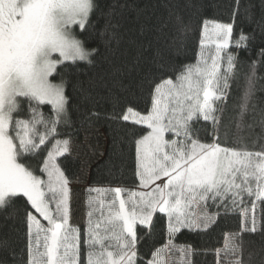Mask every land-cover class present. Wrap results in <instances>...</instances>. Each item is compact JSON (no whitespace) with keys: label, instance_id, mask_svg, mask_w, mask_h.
<instances>
[{"label":"snow or ice","instance_id":"6c2138e0","mask_svg":"<svg viewBox=\"0 0 264 264\" xmlns=\"http://www.w3.org/2000/svg\"><path fill=\"white\" fill-rule=\"evenodd\" d=\"M234 5L229 23L200 21L194 62L176 63L195 32L177 16V35L165 48L140 44L130 67L111 69L114 79L142 72L136 87L146 111L125 104L121 115L112 116L143 126V134L132 133L139 183L136 188H89L82 230L70 223V180L59 162L71 153V138L57 137L62 126L72 123L68 87L87 102L106 76L77 79L75 84L68 77L77 73L78 62L94 63L98 49L86 47L88 39L98 35L108 46L119 43L131 5L128 0H0V217L5 225L20 219V199L31 208L24 209L26 244L19 253L8 233L0 235V253L10 255L12 264H194L197 250L177 244V235L185 229L207 231L221 210L227 214L236 209H241V230L227 234L223 247L215 250L217 264H250L243 234L259 231L264 236L255 214L257 204H264V108L258 121L249 119L257 113L255 93L261 79L253 61L235 116L225 123L230 90L238 79L232 49L246 48L256 38L255 29L234 37L243 7L241 0ZM192 7L198 10L195 3ZM243 14L264 37V0L250 2ZM146 28L141 26V34ZM77 29L87 34L85 39L78 38ZM113 104L115 113L120 98L114 96ZM44 106H50V114ZM98 115L88 112L85 119ZM247 138H253V148ZM44 149L37 174L23 161ZM213 207L216 212L210 211ZM158 213L167 218V239L145 262L138 249V226L150 235Z\"/></svg>","mask_w":264,"mask_h":264},{"label":"trees","instance_id":"16d2710c","mask_svg":"<svg viewBox=\"0 0 264 264\" xmlns=\"http://www.w3.org/2000/svg\"><path fill=\"white\" fill-rule=\"evenodd\" d=\"M105 2L112 3L113 0H105ZM121 2L123 3L124 0ZM250 2L259 4V0H241L243 7ZM128 3L131 7L125 11L126 20L121 29L122 39L119 43L113 42L108 46L98 35L88 39L86 47L98 49V53L94 56V63L89 65L85 62H78L77 73L68 77L72 84H75L77 79L86 81L90 77L106 76L103 83L98 84L93 90L92 98L87 102L72 85L67 89L73 100V106L70 109L72 123L70 127L62 126L57 138L70 137L72 142L71 153L59 158L61 167L70 180V223L73 214L76 213L84 212L86 218L89 188L105 189L116 186L136 188L139 183L135 177L136 152L132 133L135 131L143 134V126L114 120L112 116L113 114L121 115V108L125 104L134 106L137 111H146L144 99L136 87L142 72L135 71L131 75H117L114 79L110 74L111 69L130 67L140 44L147 47L151 42L153 46L165 48L171 38L177 35V16L182 17L185 24H191L195 32L186 40L183 53L176 58V63L194 62L199 45L200 21L214 19L221 23H229L232 9L235 6L234 0H128ZM193 3L197 5L198 10L192 7ZM243 7L241 15L236 19L234 37H237L241 30L245 34H251L255 29L256 38L250 40L246 48L232 49L238 60V79L233 82L230 90L224 118L226 124L235 116L244 76L248 73L253 61L256 62L257 76L261 79L256 85L257 92L255 93L257 113L251 114L249 119L251 120L254 116L258 121L260 119L259 110L264 108V91L260 90L264 88V56L261 55V49H264V37L260 35L255 23L243 14ZM260 15L261 10L257 7L255 19H259ZM142 25H147L144 34L140 32ZM77 34L80 39H85L87 35L79 34L78 29ZM121 83L127 86V90L121 87ZM108 89H111V93ZM114 96L120 98V104L116 106L115 113ZM42 110L50 114V106H44ZM88 112L98 113V118L93 117L91 120H86L85 114ZM256 131L259 132V128ZM253 138H247L245 141L249 148L254 147L251 142ZM228 144H232L231 136ZM259 146L256 144L255 148L258 149ZM45 155L46 149L37 156L27 157L23 162L40 174L38 164ZM80 185L84 187L83 193L79 191L80 189H73ZM248 204L250 206V202ZM16 206L19 209L20 219L8 221L5 225L3 218L0 217V235L8 233L13 246L19 253L26 244V228L22 223L24 209L31 210V208L23 199L17 200ZM210 211L216 212L217 209L213 207ZM255 214L258 229L264 228V204H257ZM166 220L165 216L158 213L154 217V227L150 235H146L147 230L138 226V235L142 237L138 249L143 261L151 259L154 248L166 242ZM241 221V209L229 211L227 214L221 210L216 223L207 231L182 230L176 237V243L191 245L197 250L193 257L194 264H217L215 250L223 247L227 234L240 232ZM42 223L46 224L43 220ZM85 226L86 223H83L79 227L83 230ZM243 239L245 240V260L250 261V264H264V236L259 231L257 233L245 232ZM0 259H3L5 264H12L10 255L0 253Z\"/></svg>","mask_w":264,"mask_h":264},{"label":"rangeland","instance_id":"374dc122","mask_svg":"<svg viewBox=\"0 0 264 264\" xmlns=\"http://www.w3.org/2000/svg\"><path fill=\"white\" fill-rule=\"evenodd\" d=\"M76 188L78 190L80 189L79 191L83 193V188L84 187H81V185H80V186H77V187H75L73 189H76ZM85 220H86V218L84 217V212L79 213V214L76 213V214H73V216L71 218V224L74 225V226H82L83 223H86Z\"/></svg>","mask_w":264,"mask_h":264}]
</instances>
